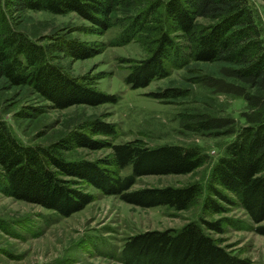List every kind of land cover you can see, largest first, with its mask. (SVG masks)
<instances>
[{"label": "trees", "instance_id": "obj_1", "mask_svg": "<svg viewBox=\"0 0 264 264\" xmlns=\"http://www.w3.org/2000/svg\"><path fill=\"white\" fill-rule=\"evenodd\" d=\"M135 3L136 0H0V84L9 89L30 88L55 109L115 103L113 95L95 88L86 77L70 75L55 61L56 54L85 59L108 46L137 40L147 55L130 66L124 78L132 89L144 88L153 79L167 76V65H190L185 88L168 87L154 93V97L185 96L190 86L198 84L214 93L243 99L248 109L241 113L244 124L240 126H235L230 117L207 112L177 114L184 130L233 134L223 155L210 169L207 188L212 197L204 199L198 219L178 228L150 229L127 236L117 258L122 264H252L249 259L230 253L208 231L222 233L225 222L236 230L264 236L263 28L250 0H167L163 15L151 5L127 22L112 18L120 7L133 8ZM28 10L73 12L90 23L81 28L88 33L102 34L115 23L122 30L107 42L47 36L42 43V39L33 40L15 28L19 14ZM174 34L181 35L184 45L175 41ZM81 128L48 145L24 144L0 120V193L61 216H70L95 199L82 187L83 183L131 205H164L175 211L189 209L203 193L198 182L132 188L143 175L191 173L208 159L198 146H149L137 138L112 143L107 138L117 136L119 129L98 119ZM74 147L109 148L110 152L95 160L66 159L62 152ZM126 167H130V172L122 175L120 172ZM213 197L238 203L254 225L241 219L206 220V211H223Z\"/></svg>", "mask_w": 264, "mask_h": 264}, {"label": "rangeland", "instance_id": "obj_2", "mask_svg": "<svg viewBox=\"0 0 264 264\" xmlns=\"http://www.w3.org/2000/svg\"><path fill=\"white\" fill-rule=\"evenodd\" d=\"M166 1L136 0L133 8L120 7L112 14V18H121L127 22L130 17L147 10L151 5L163 15ZM250 4L264 33V1L250 0ZM89 26L88 21L73 12L52 14L28 10L19 14L15 22L17 30L33 40L42 39V43L46 42L47 36L107 42L122 30L118 23L102 34L88 33L81 29ZM180 36L174 34L173 37L179 45H184ZM146 55L145 47L137 40L121 46H108L101 53L85 59L74 60L56 54L55 61L70 75L86 77L95 88L113 95L116 102L77 104L55 109L30 88L9 89L0 84V120L24 144L48 145L72 131L82 130L84 123L98 119L113 123L119 129L115 137H97L107 138L112 143L137 138L149 146H198L208 159L191 173L143 175L137 178L132 187L182 186L198 182L204 189L197 202L189 209L180 211L164 205L143 208L125 203L117 196L104 195L92 185L83 183L82 187L92 193L95 199L70 216H61L51 209L0 193V264H122L117 255L127 236L150 229L178 228L201 215L204 199L212 197L207 188L210 169L223 155L233 134L218 132L208 135L184 130L178 124L177 114L182 111L207 112L230 117L235 121V126H240L244 124L241 113L248 106L239 97L214 93L198 84L190 86L185 96L168 99L154 97V93H160L168 87L185 88L190 65L182 68L167 65V76L153 79L144 88L132 89L124 82V78L130 66ZM27 111L37 112V115H27ZM109 152V148L92 150L74 147L62 154L69 160H95ZM129 172L130 167H126L120 173L125 175ZM213 198L219 202L223 211H206V220L241 219L254 225L238 203L229 204ZM222 223V233L208 231L213 238L233 255L247 258L252 264H264L263 235L250 230H236Z\"/></svg>", "mask_w": 264, "mask_h": 264}]
</instances>
